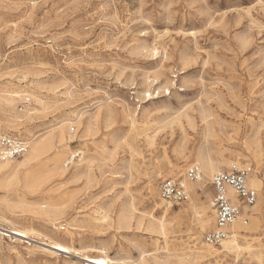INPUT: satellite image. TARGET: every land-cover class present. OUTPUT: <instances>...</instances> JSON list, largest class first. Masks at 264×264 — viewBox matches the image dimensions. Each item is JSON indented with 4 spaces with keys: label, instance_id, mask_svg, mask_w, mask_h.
Returning a JSON list of instances; mask_svg holds the SVG:
<instances>
[{
    "label": "rangeland",
    "instance_id": "374dc122",
    "mask_svg": "<svg viewBox=\"0 0 264 264\" xmlns=\"http://www.w3.org/2000/svg\"><path fill=\"white\" fill-rule=\"evenodd\" d=\"M1 137L28 151H0V227L29 237L0 233V264H264V0H0ZM201 158L252 169L237 250L204 240Z\"/></svg>",
    "mask_w": 264,
    "mask_h": 264
},
{
    "label": "built area",
    "instance_id": "2783aa9c",
    "mask_svg": "<svg viewBox=\"0 0 264 264\" xmlns=\"http://www.w3.org/2000/svg\"><path fill=\"white\" fill-rule=\"evenodd\" d=\"M0 144L3 158L21 156L28 151L27 143L8 137H1ZM80 153L72 154L66 165L80 158ZM251 174V167H238L234 164L231 168L213 175L211 184L214 190L212 206L215 220L213 227L204 234L208 245H221L229 236L232 224L243 216V208L252 207L256 203L258 190L250 183ZM202 175L198 164H192L186 170L189 181H199ZM160 196L171 206L187 203L190 199L184 179L176 177H168L161 182ZM244 222L247 223V219Z\"/></svg>",
    "mask_w": 264,
    "mask_h": 264
},
{
    "label": "bare ground",
    "instance_id": "6f19581e",
    "mask_svg": "<svg viewBox=\"0 0 264 264\" xmlns=\"http://www.w3.org/2000/svg\"><path fill=\"white\" fill-rule=\"evenodd\" d=\"M2 148H0L1 151ZM32 152V151H31ZM211 158V157H210ZM210 158H206V159H200L199 163H201L202 167H203V171L206 174H213L214 172H218L221 171V167L218 168L215 164V162L210 159ZM6 164L9 163V160H6L5 162ZM219 166V165H218ZM203 178V175L201 177V179ZM170 205V204H167ZM119 220H124L123 216L120 215L119 216ZM238 222H240L239 220H236L232 226V232L229 234V236L222 241L221 246L226 249V250H230V249H239L241 248V245L239 243V239H238V235L235 232V228H236V224H238ZM0 233L2 234H8L11 233L15 236H20L22 238H28L29 237V232L23 229H14V230H8L5 229L3 227H0ZM51 247L57 251L63 252V253H70L72 252V249L69 246H66L62 243L59 242H53V244H51ZM76 254H80V251H75ZM83 259L88 263V264H119L115 261H113L108 255H106L105 250H102L101 253L96 254V255H90V254H86L83 253Z\"/></svg>",
    "mask_w": 264,
    "mask_h": 264
}]
</instances>
